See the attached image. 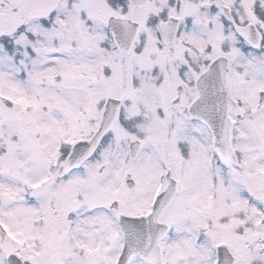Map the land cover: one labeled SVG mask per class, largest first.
Instances as JSON below:
<instances>
[{
    "label": "snow or ice",
    "instance_id": "1",
    "mask_svg": "<svg viewBox=\"0 0 264 264\" xmlns=\"http://www.w3.org/2000/svg\"><path fill=\"white\" fill-rule=\"evenodd\" d=\"M0 264H264V0H0Z\"/></svg>",
    "mask_w": 264,
    "mask_h": 264
}]
</instances>
